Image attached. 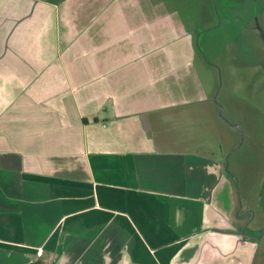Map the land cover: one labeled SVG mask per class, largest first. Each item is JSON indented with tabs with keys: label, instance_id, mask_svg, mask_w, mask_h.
<instances>
[{
	"label": "crops",
	"instance_id": "1",
	"mask_svg": "<svg viewBox=\"0 0 264 264\" xmlns=\"http://www.w3.org/2000/svg\"><path fill=\"white\" fill-rule=\"evenodd\" d=\"M177 2L0 0V264L252 263Z\"/></svg>",
	"mask_w": 264,
	"mask_h": 264
},
{
	"label": "rangeland",
	"instance_id": "2",
	"mask_svg": "<svg viewBox=\"0 0 264 264\" xmlns=\"http://www.w3.org/2000/svg\"><path fill=\"white\" fill-rule=\"evenodd\" d=\"M178 1L194 58L176 75L189 88L187 98L207 108L185 127L193 150L203 147L223 162L238 226L252 237L251 264H264V0ZM168 84L179 89L175 79L158 87Z\"/></svg>",
	"mask_w": 264,
	"mask_h": 264
}]
</instances>
